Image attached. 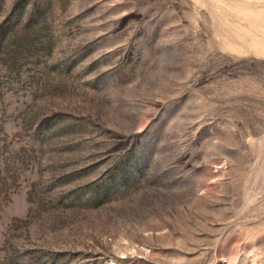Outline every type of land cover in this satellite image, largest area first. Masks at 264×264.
<instances>
[{"label":"rangeland","instance_id":"1","mask_svg":"<svg viewBox=\"0 0 264 264\" xmlns=\"http://www.w3.org/2000/svg\"><path fill=\"white\" fill-rule=\"evenodd\" d=\"M0 264H264V0H0Z\"/></svg>","mask_w":264,"mask_h":264}]
</instances>
